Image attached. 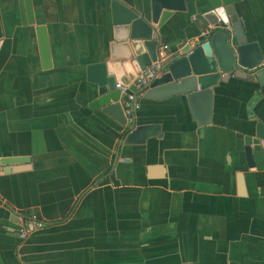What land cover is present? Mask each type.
<instances>
[{"label": "crops", "instance_id": "crops-1", "mask_svg": "<svg viewBox=\"0 0 264 264\" xmlns=\"http://www.w3.org/2000/svg\"><path fill=\"white\" fill-rule=\"evenodd\" d=\"M31 3L34 23L24 0H0V158H24L0 170V264H264V149L253 166L244 152L264 121V86L236 70L213 87L207 121L184 96L139 94L134 126L156 133L125 144L88 67L103 63L116 84L132 85L123 19L129 9L147 17L150 0ZM206 3L185 0L166 20L169 49L199 36ZM234 7L264 52V0ZM23 215L44 227L20 238Z\"/></svg>", "mask_w": 264, "mask_h": 264}, {"label": "water", "instance_id": "water-1", "mask_svg": "<svg viewBox=\"0 0 264 264\" xmlns=\"http://www.w3.org/2000/svg\"><path fill=\"white\" fill-rule=\"evenodd\" d=\"M238 0H207L199 15L200 29H207L205 35L191 44L193 38L183 37L176 50L168 48V37L162 34V27L174 12H185V0H150L146 17L144 12L134 13L126 10L123 25L127 30L128 42L132 52L130 63L139 75L157 58V50L167 45L168 57L156 71V75L138 93L145 98L162 99L184 96L195 116H206L211 108L213 87L226 81L236 70L248 71V79H256L264 86V52L256 41L246 36L236 13L234 2ZM28 22L34 23L31 0H24ZM172 29V27H171ZM175 34L174 30H171ZM200 31V30H199ZM40 58L43 66L49 65L48 35L44 25L35 28ZM1 37V28H0ZM93 81L97 84V102L102 111L125 128V144L143 143L145 138L154 135L156 125L127 126L113 76L107 75L104 64L88 67ZM135 91L133 85L123 91L121 100ZM203 122V120H202ZM264 149V121L259 120L254 132L244 138V152L250 166H253L252 153ZM20 157H4L5 166L23 161Z\"/></svg>", "mask_w": 264, "mask_h": 264}, {"label": "built area", "instance_id": "built-area-1", "mask_svg": "<svg viewBox=\"0 0 264 264\" xmlns=\"http://www.w3.org/2000/svg\"><path fill=\"white\" fill-rule=\"evenodd\" d=\"M207 29H202L199 36L193 38L190 42L191 44L198 41L199 38L205 35ZM168 57L167 54V45H162L157 50V58L155 61L151 63L149 67L146 68L145 71H142L141 74L137 75L132 85L135 88V91H131L127 94V99L123 101V113L126 118L127 126H132L134 121V113L139 108L138 95L140 93L143 86L147 85L149 80L152 79L156 75L157 69H159L160 65L164 62V60ZM117 88H121L122 91L127 89L128 87L122 86L120 83L116 84ZM3 164L0 158V170H2ZM19 225H18V235L20 238H25L29 234L36 232L37 230L44 227L45 223L41 219H39L36 215H23L19 216Z\"/></svg>", "mask_w": 264, "mask_h": 264}]
</instances>
